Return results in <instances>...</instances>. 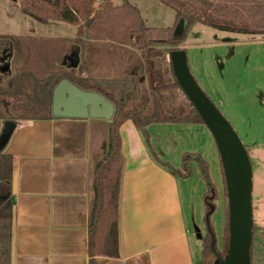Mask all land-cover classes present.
<instances>
[{"label": "trees", "instance_id": "obj_1", "mask_svg": "<svg viewBox=\"0 0 264 264\" xmlns=\"http://www.w3.org/2000/svg\"><path fill=\"white\" fill-rule=\"evenodd\" d=\"M96 1L20 0L21 11L41 23L57 19L77 25V36L70 42L71 47L63 37L0 34V74H3L0 119L18 122L52 118L53 91L65 78L84 90L104 95L115 106L110 120L99 119L97 128L104 133V141L91 156L90 264H97V254H119L124 162L120 152V125L132 120L149 142L147 128L152 124L204 123L177 81L171 59L165 67L166 56L173 50L183 49L181 45L188 30L196 23L238 33L264 34V0H159L175 10L177 24L181 19L187 21L181 37L175 36L177 24L175 27L148 26L139 8L129 0H122L120 5L103 0L98 8ZM78 50L77 68L64 63L67 55ZM168 70L170 77L166 75ZM178 91L185 101L176 104ZM191 158L192 155L184 157L181 168L159 158L158 161L172 174L186 178L192 173ZM194 158L197 159L196 155ZM198 160L208 181L205 200L209 210V203H214L217 194L205 160ZM13 171L12 155L0 152V264H10L11 258ZM222 172L228 200L223 166ZM225 228L224 249L219 250L216 244L223 256L229 245L228 206ZM255 229L254 222L253 237ZM210 241L207 230L199 264H207L204 252L210 251Z\"/></svg>", "mask_w": 264, "mask_h": 264}, {"label": "crops", "instance_id": "obj_2", "mask_svg": "<svg viewBox=\"0 0 264 264\" xmlns=\"http://www.w3.org/2000/svg\"><path fill=\"white\" fill-rule=\"evenodd\" d=\"M99 121L55 114L17 122L3 151L14 166L10 264H90L91 156L104 141ZM5 122L0 119V135ZM119 135V254H97V264H198L191 189L158 161L132 120ZM255 254L254 246V263Z\"/></svg>", "mask_w": 264, "mask_h": 264}, {"label": "rangeland", "instance_id": "obj_3", "mask_svg": "<svg viewBox=\"0 0 264 264\" xmlns=\"http://www.w3.org/2000/svg\"><path fill=\"white\" fill-rule=\"evenodd\" d=\"M102 1L97 0L95 7L98 8ZM129 1L139 8L148 26H176L175 10L161 1ZM113 2L120 5L122 0ZM77 31V25L57 19L47 23L37 21L21 11L20 0H0L1 35L63 37L71 47L70 42L77 36ZM181 48L187 52L190 69L197 82L230 121L248 150L253 168V217L256 226L253 239L256 257L252 264H264V34L238 33L196 23L188 30ZM169 60L168 54L164 60L166 68ZM166 75L170 77L169 70ZM182 100L185 101L184 96L178 91L174 101L177 104ZM147 130L156 154L176 168L182 167L184 157L193 156L189 159L192 173L189 177H181V181L183 187L191 189L190 207L194 219L190 238L194 254L197 258L201 254V260L208 230L205 200L208 181L198 159L205 160L209 179L217 194L210 226L216 235L218 249L223 250L228 200L221 158L211 131L205 123L203 126L155 123ZM204 254L206 261H213L210 251L205 250Z\"/></svg>", "mask_w": 264, "mask_h": 264}, {"label": "water", "instance_id": "obj_4", "mask_svg": "<svg viewBox=\"0 0 264 264\" xmlns=\"http://www.w3.org/2000/svg\"><path fill=\"white\" fill-rule=\"evenodd\" d=\"M186 25L185 19L178 22L175 29L176 37L183 35ZM170 59L177 81L215 138L226 181L229 245L225 256L216 248V235L210 226V216L215 211V205L209 203L206 220L211 235L209 249L213 261L208 259L206 262L207 264H252L253 168L248 150L233 125L197 82L190 69L186 50H173ZM66 62L70 67L77 68L80 63L78 51L67 55L64 59V63ZM114 110L113 102L104 95L96 91L84 90L67 78L62 79L54 88L53 115L65 114L110 120ZM16 127L15 121L5 122V128L0 135V152L6 148Z\"/></svg>", "mask_w": 264, "mask_h": 264}]
</instances>
